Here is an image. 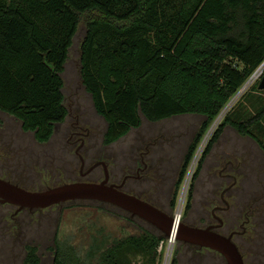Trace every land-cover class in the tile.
Instances as JSON below:
<instances>
[{"label":"trees","instance_id":"16d2710c","mask_svg":"<svg viewBox=\"0 0 264 264\" xmlns=\"http://www.w3.org/2000/svg\"><path fill=\"white\" fill-rule=\"evenodd\" d=\"M83 15L80 76L105 120L103 143L138 127L142 117L204 116L184 154L179 187L214 119L264 60V0H0V111L37 142L48 141L67 116L62 72ZM262 120L264 105L248 118L225 114L196 164L186 209L224 126L255 138L264 151L252 132L261 131ZM166 240L143 229L110 242L93 237L81 251L58 244L53 264H131L136 256L157 264ZM23 264H40L35 246H27Z\"/></svg>","mask_w":264,"mask_h":264},{"label":"rangeland","instance_id":"374dc122","mask_svg":"<svg viewBox=\"0 0 264 264\" xmlns=\"http://www.w3.org/2000/svg\"><path fill=\"white\" fill-rule=\"evenodd\" d=\"M86 17L81 16L62 72V91L68 113L64 121L57 125L52 137L46 142H37L31 131L22 129L20 120L0 111V160L8 166L2 172L9 179L14 178V171L20 172L23 176L21 182L32 188L52 186L67 182L71 178L102 180L104 170L101 165H97L89 173L80 174V163L74 160L75 165L71 169L64 158L62 150L64 144H67L66 137L71 130L82 127L80 130L84 134L86 130L83 129H88L87 134L83 135L84 143L80 150L85 158L82 172L94 161L103 160L107 163L110 180L113 182L119 183L127 173L134 175V178L125 181V191L158 206L172 216H176L183 196L179 220L187 224L206 225L208 219L201 220L199 215L202 211H210L218 201L222 179L220 172L232 169V173L238 176V182L247 173H250L253 179L259 178L260 170L248 168L249 164L244 159L245 155L258 148L255 138L241 135L232 126L225 125L202 164L194 181L190 206L185 208L196 164L208 139L225 114L230 112L233 118L238 117V114L248 118L255 115L264 105V89L258 87L262 75L249 77L253 79L248 78L249 82L245 81L248 82V87L238 95L239 90L238 96H233L221 114L214 119L198 144L183 180L179 187H176L184 154L204 116L185 113L157 121L142 117L138 127L130 129L115 142L103 143L105 120L95 111L90 94L85 90L80 76V45L85 34ZM262 124V132L259 128H253L252 132L264 142V123ZM141 158L149 167L136 173L135 169L129 168V164L133 161L140 164ZM228 180L231 182V179ZM174 192L177 196L173 207L169 205V201L172 200ZM211 194L215 198H212ZM31 214L32 222L26 225L25 229L0 231V264H23L29 245L36 247L40 264H53L58 244L63 250L71 246L81 251L92 242L93 237L105 238L110 242L115 238L138 234L143 229L160 231L144 219L116 205L94 199L67 201L60 207L53 205L44 210L36 209ZM263 225L264 223L261 227ZM236 242L240 244L239 239ZM255 245V249L251 246L253 251L263 257V246L260 243ZM239 247L244 252L245 264H264L261 260L251 261L247 247L241 244ZM158 250L161 254L157 258V264H170L173 256L176 257V264H226L219 252L177 238L174 239L172 248H169L167 237ZM143 261V257L136 256L132 258L131 264H143Z\"/></svg>","mask_w":264,"mask_h":264},{"label":"flooded vegetation","instance_id":"af4514ba","mask_svg":"<svg viewBox=\"0 0 264 264\" xmlns=\"http://www.w3.org/2000/svg\"><path fill=\"white\" fill-rule=\"evenodd\" d=\"M62 122L58 123L57 125L61 124ZM57 125L55 126V128L57 127ZM81 128L77 130H71L69 135L66 137L67 144H64L62 152L64 158L67 160V165H69V168L71 167L72 169L73 165H75L74 160L78 161L80 163V174L89 173L97 165H101L103 167L105 177V172H108V166L107 163L103 160L94 161L85 172H82V168L85 163V158L80 152V150L84 143L83 135L87 134L88 129H83L86 130L84 134V132L80 130ZM244 159L247 160L249 164L248 168L253 167L255 169L258 168L260 170L259 178L253 179L251 177V174L247 173L238 182V176L236 173H232V169L231 171L227 169V171L225 172H220V176L222 177V179H220V193L217 196L218 201H216L217 203L211 207L210 211H202L199 215L201 220L203 218L208 219V221L206 220V225H189L198 227L212 226V229L218 231L219 233H222L226 236L231 235L232 241L236 244L242 254L243 261L244 252L240 250V244L242 246L247 247L248 255L251 261L257 262L258 260H261L264 262V256L260 257L253 251L256 247V243H260L261 246H263L262 248H264V225L263 227H261V224L264 223V151L258 148L253 149L252 152L245 155ZM7 167L8 166L6 162L0 160L1 178L9 180L10 182L15 183L26 189H43L27 187L21 182L20 179L23 178V176L20 172L17 171H14V178L9 179L7 176L4 175V172H2V170L6 169ZM148 167L149 166L147 162H144L143 158H141L140 164H138V161H133L132 164H129V168L135 169L136 173L142 170L144 171ZM131 177L134 178V175L131 173H127L122 177L119 183H116L111 181L109 176L108 183L121 185V188L124 189L125 181L127 179H131ZM228 178L231 179V182H229L230 180H228ZM69 181H76V179L71 178V180ZM211 197L215 198L213 194H211ZM62 203L53 205H58L60 207ZM53 205L44 208H29L26 206H20L12 202L3 201L0 198V231H21L25 229L26 225H29L32 222L31 213H33V211H36V209L44 210L46 208H51ZM169 205H171V200L169 201ZM166 213L170 214L169 212ZM256 229H260V231H256ZM237 239H239L240 244L236 242ZM251 246H253L254 249Z\"/></svg>","mask_w":264,"mask_h":264},{"label":"water","instance_id":"95a60500","mask_svg":"<svg viewBox=\"0 0 264 264\" xmlns=\"http://www.w3.org/2000/svg\"><path fill=\"white\" fill-rule=\"evenodd\" d=\"M258 87L264 89V73ZM236 95L237 93L234 97ZM108 178L106 171L101 181H68L43 189L30 190L0 177V198L29 208H44L77 199H94L111 203L144 219L166 237L174 236V239L213 249L224 257L226 264H244L242 254L232 241L231 235L219 233L213 230L212 226L198 227L184 223L158 206L123 190L121 185L108 183Z\"/></svg>","mask_w":264,"mask_h":264},{"label":"bare ground","instance_id":"6f19581e","mask_svg":"<svg viewBox=\"0 0 264 264\" xmlns=\"http://www.w3.org/2000/svg\"><path fill=\"white\" fill-rule=\"evenodd\" d=\"M258 74H259V73L256 72V73H254L251 77L256 78V77L258 76ZM251 77H250V78H251ZM253 78H252V79H253ZM252 79H250V80H252ZM248 80H249V79H248ZM248 82H249V81H248ZM248 82H247V83H248ZM247 83H245V84L242 86V88H241L240 91L238 92V95H239L240 93H242V91L245 90L246 87H248L249 84L246 85ZM238 95H236V96H238ZM228 106H229V105H228ZM228 106H227V107H228ZM227 107H226V108H227ZM226 108H225V109H226ZM183 192H184V191H183ZM182 194H183V193H182ZM180 201H181V202H180L179 208H178V210H177L176 219H180V212H181V206H182V202H183V196H182V198H181ZM173 237H174V236H172V238L169 240V248H172V245H173V243H174V238H173Z\"/></svg>","mask_w":264,"mask_h":264},{"label":"built area","instance_id":"2783aa9c","mask_svg":"<svg viewBox=\"0 0 264 264\" xmlns=\"http://www.w3.org/2000/svg\"><path fill=\"white\" fill-rule=\"evenodd\" d=\"M256 72H258L259 74L258 75H262L263 73H264V60L262 61V63L255 69V71L252 73V75L254 74V73H256ZM251 75V76H252ZM250 76V77H251ZM250 79V78H249ZM222 112V111H221ZM221 114V113H220ZM219 114V115H220ZM172 238V236L171 237H169V240Z\"/></svg>","mask_w":264,"mask_h":264},{"label":"crops","instance_id":"0c3cea01","mask_svg":"<svg viewBox=\"0 0 264 264\" xmlns=\"http://www.w3.org/2000/svg\"><path fill=\"white\" fill-rule=\"evenodd\" d=\"M257 143V142H256ZM258 148L261 149V147L257 144Z\"/></svg>","mask_w":264,"mask_h":264}]
</instances>
